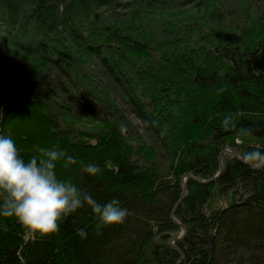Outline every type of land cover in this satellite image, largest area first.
<instances>
[{
  "label": "trees",
  "instance_id": "obj_1",
  "mask_svg": "<svg viewBox=\"0 0 264 264\" xmlns=\"http://www.w3.org/2000/svg\"><path fill=\"white\" fill-rule=\"evenodd\" d=\"M0 135L129 211L0 217V264H264V0H0Z\"/></svg>",
  "mask_w": 264,
  "mask_h": 264
},
{
  "label": "clouds",
  "instance_id": "obj_2",
  "mask_svg": "<svg viewBox=\"0 0 264 264\" xmlns=\"http://www.w3.org/2000/svg\"><path fill=\"white\" fill-rule=\"evenodd\" d=\"M35 151L38 154L26 161L15 141L0 135V217L14 218L29 238L57 232L62 219L85 205L96 217L98 232L125 221L129 211L118 199L102 205L70 180L58 179L57 163L63 161L67 169L77 163L73 156L58 146H37ZM83 171L95 175L100 168L88 164ZM77 234L87 236L85 229H78Z\"/></svg>",
  "mask_w": 264,
  "mask_h": 264
},
{
  "label": "rangeland",
  "instance_id": "obj_3",
  "mask_svg": "<svg viewBox=\"0 0 264 264\" xmlns=\"http://www.w3.org/2000/svg\"><path fill=\"white\" fill-rule=\"evenodd\" d=\"M127 115H128V117H129V119L131 120V122L140 130V132H142L143 133V129H142V127H141V124H140V122H139V120H137L133 115H131V114H129V113H127ZM182 234H180L179 236H181ZM178 236V237H179Z\"/></svg>",
  "mask_w": 264,
  "mask_h": 264
},
{
  "label": "water",
  "instance_id": "obj_4",
  "mask_svg": "<svg viewBox=\"0 0 264 264\" xmlns=\"http://www.w3.org/2000/svg\"><path fill=\"white\" fill-rule=\"evenodd\" d=\"M237 191H235V192H233V193H231L230 194V197L232 198V202H233V204H236L237 203V198H236V195H237ZM183 228V231H186V227L185 226H183L182 227ZM184 236V233L181 235V236H174L173 237V240H175V239H180V238H182Z\"/></svg>",
  "mask_w": 264,
  "mask_h": 264
}]
</instances>
